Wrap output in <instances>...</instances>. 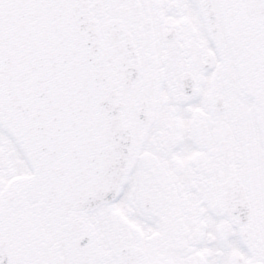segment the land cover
Masks as SVG:
<instances>
[{
	"label": "snow or ice",
	"instance_id": "6c2138e0",
	"mask_svg": "<svg viewBox=\"0 0 264 264\" xmlns=\"http://www.w3.org/2000/svg\"><path fill=\"white\" fill-rule=\"evenodd\" d=\"M0 264H264V0H0Z\"/></svg>",
	"mask_w": 264,
	"mask_h": 264
}]
</instances>
